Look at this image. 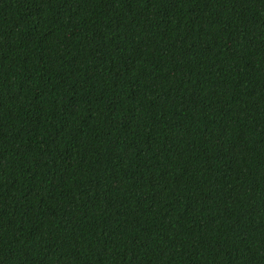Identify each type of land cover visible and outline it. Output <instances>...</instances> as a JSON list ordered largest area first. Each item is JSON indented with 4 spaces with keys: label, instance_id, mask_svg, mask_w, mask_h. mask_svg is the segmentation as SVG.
I'll list each match as a JSON object with an SVG mask.
<instances>
[{
    "label": "trees",
    "instance_id": "trees-1",
    "mask_svg": "<svg viewBox=\"0 0 264 264\" xmlns=\"http://www.w3.org/2000/svg\"><path fill=\"white\" fill-rule=\"evenodd\" d=\"M0 264H264V0H0Z\"/></svg>",
    "mask_w": 264,
    "mask_h": 264
}]
</instances>
